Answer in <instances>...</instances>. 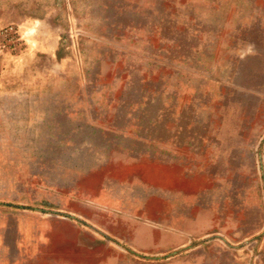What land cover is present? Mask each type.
<instances>
[{"label":"rangeland","instance_id":"rangeland-1","mask_svg":"<svg viewBox=\"0 0 264 264\" xmlns=\"http://www.w3.org/2000/svg\"><path fill=\"white\" fill-rule=\"evenodd\" d=\"M0 264H264V0H0Z\"/></svg>","mask_w":264,"mask_h":264}]
</instances>
